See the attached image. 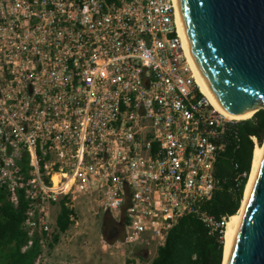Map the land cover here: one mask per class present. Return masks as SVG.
<instances>
[{
  "label": "built area",
  "instance_id": "2783aa9c",
  "mask_svg": "<svg viewBox=\"0 0 264 264\" xmlns=\"http://www.w3.org/2000/svg\"><path fill=\"white\" fill-rule=\"evenodd\" d=\"M238 121L200 89L175 0H0V187L25 192L36 264L55 206L77 224L81 203L127 205L123 244L163 246L188 215L224 237L205 204Z\"/></svg>",
  "mask_w": 264,
  "mask_h": 264
},
{
  "label": "water",
  "instance_id": "95a60500",
  "mask_svg": "<svg viewBox=\"0 0 264 264\" xmlns=\"http://www.w3.org/2000/svg\"><path fill=\"white\" fill-rule=\"evenodd\" d=\"M175 6L194 67L216 103L236 115L264 108V0ZM226 264H264V151Z\"/></svg>",
  "mask_w": 264,
  "mask_h": 264
},
{
  "label": "trees",
  "instance_id": "16d2710c",
  "mask_svg": "<svg viewBox=\"0 0 264 264\" xmlns=\"http://www.w3.org/2000/svg\"><path fill=\"white\" fill-rule=\"evenodd\" d=\"M251 135L257 136L259 145L263 144L264 108L257 110L250 118L237 122L236 139L217 158V187L213 197L205 204L206 209L216 218L235 215L242 206L255 149ZM18 195L20 202L15 206L9 199L7 189L0 187V264H36L41 253L38 236L34 238L31 247L22 250L28 241L27 232L22 227L27 200L24 190H19ZM126 208L127 205L124 206L119 219L109 211L105 212L100 229L105 243L112 245L117 240L124 239ZM73 213L67 206H61L51 232L49 250L75 223V219L71 217ZM223 257L222 234L211 232L202 221L188 215L180 219L169 232L165 244L157 248L152 264H223Z\"/></svg>",
  "mask_w": 264,
  "mask_h": 264
},
{
  "label": "rangeland",
  "instance_id": "374dc122",
  "mask_svg": "<svg viewBox=\"0 0 264 264\" xmlns=\"http://www.w3.org/2000/svg\"><path fill=\"white\" fill-rule=\"evenodd\" d=\"M264 143V141H263ZM84 201V200H82ZM97 209V208H96ZM94 209V210H96ZM52 218L55 219V216L58 212V207L55 206L52 208ZM77 211H78V225L73 224L70 227V230L67 233H64V237L61 239L64 241V243H71L70 239L73 235L78 234V231L86 228V226H90V228H93L91 230H95L96 228L101 229V222L102 218L105 214L104 211L100 210L98 213L93 212L92 208L90 207H84L82 203L77 205ZM97 211V210H96ZM101 231V230H100ZM96 233V232H95ZM101 233V232H100ZM100 237L96 236V234L92 233L88 237L85 236L84 239L81 241V245H87L92 251V254L99 253L101 251V242ZM124 240V239H122ZM122 240H118V243H114L109 247V250L111 251H119L121 252V256L125 258V260L122 263V260L113 258L111 260V264H152V260L155 257L157 253V246L154 242H151L148 245H142V244H131V243H122ZM67 254L66 251L63 252V256ZM101 254V253H100ZM70 258V257H69ZM81 261H75V260H67L64 261V264H93L91 257L86 254L82 255V258H80ZM51 259L47 255L45 262H50Z\"/></svg>",
  "mask_w": 264,
  "mask_h": 264
},
{
  "label": "crops",
  "instance_id": "0c3cea01",
  "mask_svg": "<svg viewBox=\"0 0 264 264\" xmlns=\"http://www.w3.org/2000/svg\"><path fill=\"white\" fill-rule=\"evenodd\" d=\"M82 205L84 207H89V206H85L84 204ZM55 219H56V216H55ZM78 223L75 225H78ZM91 229L93 228H90V226H86V228L78 231V234H75L71 237L70 239L71 243H68V244L64 243V241L61 240L64 237V235H62L60 241L52 249L49 250L48 256L51 259V261L48 263L49 264H64V261H67V260L69 261L71 259L75 261H81L80 258H82V255L84 254H86L87 257L88 256L91 257L93 264H111V260L113 258L117 260L121 259L123 263L125 258L121 256L122 253L119 251L109 250V247H111V245L104 242L102 234L100 233V228L98 229L96 228L95 230H91ZM92 233L96 234V236L101 238L100 239L101 248H99L101 249V251L99 253L97 252L96 254H92V251L89 248V246L80 244L82 242L81 240L84 239L86 235L88 237ZM64 251H66L67 254L63 256Z\"/></svg>",
  "mask_w": 264,
  "mask_h": 264
},
{
  "label": "bare ground",
  "instance_id": "6f19581e",
  "mask_svg": "<svg viewBox=\"0 0 264 264\" xmlns=\"http://www.w3.org/2000/svg\"><path fill=\"white\" fill-rule=\"evenodd\" d=\"M177 22H178L179 30H180V32H181V34L183 36L182 29H181V26H180V22H179V19H178V15H177ZM183 38H184V36H183ZM186 48H187V45H186ZM187 53H188V56H189V59H190L192 65H193V68L195 70L197 82H198V85L200 86V89L202 90V92L210 99V101L219 110H221L222 112H224L225 114H227L231 118L240 120V119L250 118L260 108V106H254V107L250 108L246 113L241 114V115H236V114H232V113H229V112L225 111L222 107H220L216 103L214 98L211 96V94L209 93V91L205 87V85L202 82L201 78L199 77V75H198V73H197V71H196V69L194 67V64H193V61L191 59V56H190L188 48H187ZM263 151H264V143L262 145H257L255 147V149H254L252 170H251L249 181H248L246 189H245V194H244L242 206H241L240 210L237 212V214L232 215L231 220H230L229 225H228V228H227V230H226V232L224 234L223 264L227 263V260H228V257H229V253H230V249H231V245H232V242H233V239H234V235H235L236 229L238 227L242 212L244 210V207H245V204H246V201H247L251 186L253 184V181L255 179L256 173L258 171V168H259V165H260V162H261V158H262V155H263Z\"/></svg>",
  "mask_w": 264,
  "mask_h": 264
}]
</instances>
